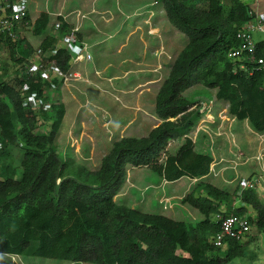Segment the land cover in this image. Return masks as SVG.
I'll return each mask as SVG.
<instances>
[{"label": "trees", "instance_id": "1", "mask_svg": "<svg viewBox=\"0 0 264 264\" xmlns=\"http://www.w3.org/2000/svg\"><path fill=\"white\" fill-rule=\"evenodd\" d=\"M159 2L168 23L186 38L154 95L153 113L159 121L144 136L113 140L94 169L69 156H58L53 140L63 115L61 103L51 102L48 116L42 109L34 112L21 105L20 88L26 84L45 101L40 83L19 76L16 70L14 81L0 79V162L10 157L9 149L21 150L17 178L10 161L0 163V253L19 254L35 242L34 256L72 262L228 264L244 256L246 245L225 238L222 250L215 246L212 239L219 232L216 215H242L250 209L247 223L264 233V202L251 187L239 186L237 193L196 182L181 198L182 204L201 215L193 223L113 199L127 164L146 166L165 181L197 178L208 172L211 158L194 151L191 139L184 136L202 108L200 100L181 94L195 83L214 89L215 99L227 103V112L234 119H245L253 130L264 131L262 74L250 62L226 55L237 44L236 31L252 17L251 8L241 0ZM56 19V36H44L39 48L54 49L48 59L66 71L69 54L55 42L69 29L59 16ZM47 21V13L39 12L31 33H42ZM74 38L73 34L72 42ZM0 42L10 59L20 62L31 56L30 45L19 33L14 42L1 36ZM263 47L264 41L257 42L255 56L261 55ZM43 124L48 125L46 131H38ZM175 134L183 136L181 143L173 153H165Z\"/></svg>", "mask_w": 264, "mask_h": 264}, {"label": "rangeland", "instance_id": "2", "mask_svg": "<svg viewBox=\"0 0 264 264\" xmlns=\"http://www.w3.org/2000/svg\"><path fill=\"white\" fill-rule=\"evenodd\" d=\"M29 1L31 4V17L35 14L36 9L45 8L46 10H50L54 2V0ZM241 1L251 8L255 18H260L261 15H263L264 0ZM121 4H124L123 8L126 9V11H130L132 7L130 1L121 0ZM261 26L264 29V18H262ZM173 32L174 33L164 36V38L162 37L165 43L163 46L155 49L154 57L156 58V62L159 64V62L162 61V64L159 68L157 67L158 69L156 68L150 72L151 79L143 83L142 87L139 86H141L140 84L143 79L139 80V82H137L138 84L135 86L134 83L129 84V89L132 87L134 88L130 89V93L127 92L126 85L122 86V91H117L114 97H109L110 99H108V101L99 100L95 102L96 107L89 105L90 103L83 102L84 107H88L89 110L94 109V111H87L88 115L75 118L74 115L69 114L63 118L64 122L63 120V123L61 122L62 129L58 130L54 137L57 144L55 145V149H59L60 152L58 156L60 158L69 154V156L74 157L73 159L76 163L83 164L87 168L93 169L97 167L96 165L99 161L98 156L101 152L109 149L110 142L113 140L112 136L119 137L121 134L136 135L144 133L158 123L159 120L153 113L154 95L161 81L165 78L173 57L186 41L183 33L176 29H173ZM149 34L156 35V32L153 31ZM252 37L256 40L262 38L263 35L254 32ZM162 38H160V40H162ZM57 45L63 47L64 44L62 42H57ZM10 61L11 59L8 56V51L4 44L0 42V79L4 76L6 80L12 82L14 81V73L13 68L10 66ZM88 66L90 65L88 64ZM152 66L155 68L153 64ZM78 81L85 82L86 84L88 83L86 78L76 74V77L63 83L62 86L72 87L73 83ZM56 86L58 89V85ZM85 86L91 88L89 85ZM119 88H121V86H119ZM138 90H141L140 92L144 90L146 94L143 98L140 97L137 106H134L136 102H133L132 95L138 92ZM64 92L66 91H62V95L60 94L61 97L66 95ZM214 92V89H208L199 83H195L181 93L184 97L191 100H200L203 104L198 118L186 134L190 136V138H194V136H198L197 134L203 133H206V136L207 134L210 135L211 145H209L208 142L206 149L208 147V149H212L213 144L219 140L220 143H217V146L213 148L219 157L217 160H220L221 163L231 164L236 167L233 173H229L228 180L230 182L223 180L227 175L214 174V180L218 181L217 183L220 184V186H224L223 189L227 190V192L237 191L238 187L242 185L245 180H250L251 175L244 176L245 173L239 170V167L244 162L248 165H258L257 170L259 175L250 180L252 182L251 188L257 190L254 191L258 199L261 195L263 196V199L259 200L264 202V134L253 130L247 121L241 123L233 121L229 113L225 111L226 107L223 102L215 99ZM83 99L85 100L87 97L85 96ZM81 100L82 99H80V101ZM111 103L114 105L111 110H108V106H110ZM92 106L93 108H91ZM104 107H106V110ZM114 107H119V110H116ZM118 122L119 124L115 126ZM47 128L48 125L43 124L38 131H46ZM115 129L118 134L111 135L113 132L115 133ZM179 140L182 141V135L180 134H175L171 137L167 142L164 152L173 153L175 149H177L176 147ZM246 141L254 142V146L251 150L247 149V146H245L246 144L243 145ZM256 142L260 145L258 149L255 148ZM9 152L10 157L1 158L2 162L0 163L10 161L14 171L13 177L17 178L20 174L18 156L21 154V150L20 148H11ZM62 153L64 155H62ZM220 155H222L223 158L220 157ZM248 156L251 157L247 159L246 157ZM159 157H161V155ZM159 159L160 158H158V161ZM148 173L153 175H149ZM196 182L198 181L194 179L183 178L176 182L166 183L160 180L154 173L146 170L144 167H140V169L132 171L129 179L125 180V183L121 185L113 198L116 202H123L128 206H135L141 209L144 208V210L146 209L149 212L161 211L172 214L180 212L179 215L175 216V219L193 223L201 218V215H199V218L197 216L192 217L187 215L182 209L181 198L192 189ZM183 205L185 208L191 209L187 205ZM249 211L251 212L250 209ZM239 242L246 245L244 256L235 257L230 260L228 264H264V233L257 232L254 227L249 225L248 232ZM35 245V242H30L28 247L19 254L0 253V264H92L34 256L32 251ZM222 248L223 246L220 249L222 250Z\"/></svg>", "mask_w": 264, "mask_h": 264}, {"label": "crops", "instance_id": "3", "mask_svg": "<svg viewBox=\"0 0 264 264\" xmlns=\"http://www.w3.org/2000/svg\"><path fill=\"white\" fill-rule=\"evenodd\" d=\"M128 1L132 3L130 11H126V9L123 8L124 4H121V0H54L50 10H46L45 8L36 9L33 17L30 16V1H27L28 13L27 19L25 21L26 24H23L19 28H17V31L32 49L31 56H29V58L34 59V57L36 56H46V54L49 53L46 50H40L39 42L46 35L56 36V29L58 24L56 16H59L62 22L66 24L69 31L61 37L57 38L55 46L59 47L57 45V42L63 43V37L65 35L70 34L71 41V38L74 34L75 38L73 42L71 41V43L76 46V49L80 48L79 54L81 55V57L77 58L74 62H69V67L67 70H70L72 73L79 74L88 80L87 84L85 82L78 81L76 83H73L72 87H63V83L57 82H54L52 85H42L43 95L46 97V100L43 101V103L45 104V108L43 110L46 111L47 116L49 115V106L51 102L61 103L63 106V115L61 117L59 127L55 132V135L58 130L62 129L61 122L63 118L67 115L72 114L75 116V118H78L79 116L82 117L88 115L87 111H94V109L89 110L88 107H84L83 102L90 103L89 105H93L94 107H96L95 102H98L99 100L108 101V99H110L109 97H114L117 91H122V86L125 85L127 92L130 93V89L134 88L132 87L129 89V84L134 83L135 86L136 84H138L137 82H139V80L143 79L140 84L141 86H139L142 87L143 83H146L148 82V79H151L150 72L156 69L157 67L159 68V66H161L162 61H160L159 64L156 62V58L154 57V51L156 48L163 46V44L165 43V41L163 40L164 36L174 33L173 29L175 28L168 23L159 0ZM39 12H46L48 16V21L43 32L38 35H34L31 33V24L35 17L39 14ZM262 14L263 15H261V18H264V12ZM147 31L149 33L154 31L156 32V35L149 34ZM160 38H162V40H160ZM86 53L89 54V60H86L84 58ZM88 64L90 66H88ZM152 64L155 66V68H153ZM2 80H6L4 76L2 77ZM56 85H58V89H55ZM85 85H89L91 86V88H87ZM119 86H121V88H119ZM62 91H66L67 93L64 92V94L66 95L61 97L60 94L62 95ZM140 91L141 90H138V92H135L132 95L133 102H136L134 106H137L139 98H143L146 94L144 90L142 92ZM83 95H85L87 99L84 100L83 98H85V96ZM80 99H82L83 101H80ZM222 102L226 107L225 111H227V103L225 101ZM113 105L114 104L111 103V105L108 106V110H111ZM93 106L91 108H93ZM114 108L116 110H119V107ZM104 109L106 110V107H104ZM231 118L233 121H236L238 123L246 121L245 119L236 120L232 116ZM118 124L119 122L116 123L115 126H117ZM148 130L144 133H139L136 135L121 134L119 135V137L144 136L148 132ZM116 133L117 131L115 129V133L113 132L111 135H114ZM260 133L264 134V131ZM197 135L198 136H194V138H190V136H188L187 134H185L184 136H188L191 139L194 151L206 154L211 158L209 169L206 174L197 178H188L186 176H181L180 178L174 181H165L162 177H160L150 168L146 166L142 167L154 173L155 175H157V177L160 178V180L166 183L176 182L180 179L186 178L194 179L197 181H205L214 185L217 188L223 189L224 186H220V184L217 183L218 181L214 180L215 175H227L226 178H224L223 180H225L226 182H230L228 180L229 173H233L236 167L231 164L221 163L220 160H217L219 159V157L217 155V152L214 151L213 148L217 146V143H220L219 140L218 142H215L213 144L212 149H208L209 147L206 149V145H208V142L209 145H211V136L207 134V137L206 133ZM112 137L113 140L119 138L116 136ZM112 141L110 142V146ZM180 141L181 140H179L177 146L181 143ZM258 142L255 143L256 149L260 148ZM53 144L54 146L57 145L55 142V138L53 140ZM243 145L247 146L248 150H251L254 146V142L246 141ZM107 150L102 151L101 154L98 156V159H100V157ZM56 152L59 153V149L56 150ZM62 155L64 154L62 153ZM65 156H69V154ZM69 157H71L72 159L74 158L72 156ZM220 157L223 158L222 155H220ZM250 157L251 156H248L246 158L248 159ZM241 162L243 163L242 160ZM257 167L258 165L256 166V164L248 165L246 162H244L239 167V170L245 173L244 176L251 175L250 180H252L257 175H259ZM132 169H140V167H134L130 164L125 165V176L123 178L122 184L125 183V180L129 179V176L132 174L133 171ZM254 190L256 189L254 188ZM254 193L256 194L255 191ZM259 199H263V196L261 195ZM236 203L237 201H235V204ZM125 205L128 206L127 204ZM181 206L183 211L187 215L192 217L197 216L199 218L200 214L195 209H187L183 204H181ZM128 207H134L141 211L149 212L146 209L144 210V208L141 209L135 206ZM153 212L166 215L172 219H175V216L180 214V212L175 214L161 211ZM246 212L247 214L251 215L249 210Z\"/></svg>", "mask_w": 264, "mask_h": 264}, {"label": "built area", "instance_id": "4", "mask_svg": "<svg viewBox=\"0 0 264 264\" xmlns=\"http://www.w3.org/2000/svg\"><path fill=\"white\" fill-rule=\"evenodd\" d=\"M28 13L27 0H0V36L4 39L14 42L17 39V28L21 26V22ZM24 25L26 22L24 21ZM262 18H255L254 13L252 17L246 21L235 33L237 44L227 51V57L241 61H248L252 64L253 68L260 71L264 80V47L262 48L261 55L255 56L256 44L259 41H264V29L262 28ZM257 32L263 35L262 38L254 40L252 34ZM63 48L69 54V62H74L77 58L81 57L79 54L80 48L71 43L70 35L63 37ZM22 47V44H19ZM46 56H36L33 58H25L24 60L15 61L11 59L10 66L17 74L26 76L32 83H40V85H52L54 82L66 83L68 80L76 77L75 73L70 70L61 71L53 62L48 59L54 53V49L48 51ZM86 60H89V54L86 53ZM244 66L243 64H241ZM22 93L21 105L28 109L39 112L40 109L45 108L43 101L34 93L29 91L26 84L20 88ZM203 107V104H202ZM244 187H252L250 180H245L240 189ZM247 212L242 215L229 214L225 216L216 215L215 219L219 220V232L216 233L212 242L217 247L225 246L224 239L240 240L249 229L247 223Z\"/></svg>", "mask_w": 264, "mask_h": 264}]
</instances>
